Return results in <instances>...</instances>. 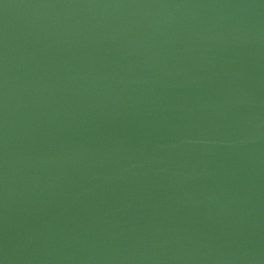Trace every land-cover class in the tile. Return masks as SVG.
Here are the masks:
<instances>
[{
    "label": "water",
    "instance_id": "water-1",
    "mask_svg": "<svg viewBox=\"0 0 264 264\" xmlns=\"http://www.w3.org/2000/svg\"><path fill=\"white\" fill-rule=\"evenodd\" d=\"M0 264H264V0H0Z\"/></svg>",
    "mask_w": 264,
    "mask_h": 264
}]
</instances>
